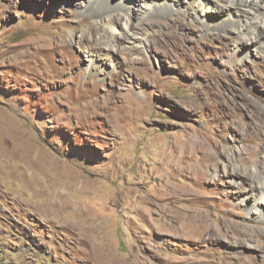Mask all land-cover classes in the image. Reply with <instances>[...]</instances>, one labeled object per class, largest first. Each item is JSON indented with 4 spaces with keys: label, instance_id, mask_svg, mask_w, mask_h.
<instances>
[{
    "label": "rangeland",
    "instance_id": "374dc122",
    "mask_svg": "<svg viewBox=\"0 0 264 264\" xmlns=\"http://www.w3.org/2000/svg\"><path fill=\"white\" fill-rule=\"evenodd\" d=\"M87 1L0 0V264H264V53Z\"/></svg>",
    "mask_w": 264,
    "mask_h": 264
},
{
    "label": "bare ground",
    "instance_id": "6f19581e",
    "mask_svg": "<svg viewBox=\"0 0 264 264\" xmlns=\"http://www.w3.org/2000/svg\"><path fill=\"white\" fill-rule=\"evenodd\" d=\"M132 1L133 0H88L86 5V11L90 17H93L95 19L102 17L104 14L108 15L113 11H119L121 13V19H123V22L120 23V20L118 22L122 26L123 34L125 36L124 38H126L129 43L138 44L144 47L147 44L146 38L149 33L148 27L144 25H138V23L137 25H134L132 23L129 14V11L131 10L133 5ZM137 1L141 7V14L146 15L149 13H157V15L164 17L173 15L177 16L175 18L182 17L181 20H174L175 22L177 21L179 23L180 28H190V24L187 19L189 17H191V19L193 18L199 26L200 35H206L209 33V31L212 30L223 31L226 33L231 30L235 31L238 36V39L246 41L249 45L248 47L246 46V48L243 47L244 45H235L230 52V56H233V58H242V56L247 55L248 52L252 50H255L257 53H264V0ZM113 16H111L112 18L109 22L104 24L106 26V34L109 35L107 37L115 35V30H117V21ZM152 25L160 26L165 24H163V22H157L155 23V25L152 23ZM135 28L139 29L140 32L138 33H140L143 37H136L132 33L136 32V30L134 31ZM241 48L242 51L238 54V51L241 50ZM239 160L241 161L243 160V158H240ZM258 165H254V167L248 170L251 174L248 176L250 178H253L252 181H254L250 185L251 191L253 193L252 195H254V197L251 199L249 198L251 203H246V208L249 217L264 221V167L259 168ZM243 171L244 170H241L239 175L247 174L245 173V171ZM248 197L249 196L247 195V199ZM247 199L243 200L246 201Z\"/></svg>",
    "mask_w": 264,
    "mask_h": 264
}]
</instances>
